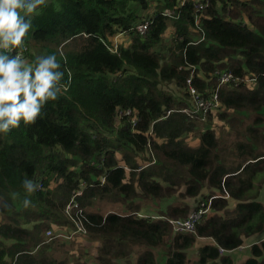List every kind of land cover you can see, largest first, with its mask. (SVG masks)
Here are the masks:
<instances>
[{
	"label": "trees",
	"instance_id": "trees-1",
	"mask_svg": "<svg viewBox=\"0 0 264 264\" xmlns=\"http://www.w3.org/2000/svg\"><path fill=\"white\" fill-rule=\"evenodd\" d=\"M26 18L28 62L38 56L33 50L55 54L65 88L34 124L21 121L0 133V264H85L61 238L46 235L73 239L79 210L87 233L76 236L98 247L97 264H189L187 251L198 240L196 264H236L230 252L264 230V151L253 145L264 146V0H57ZM146 20L142 37L136 27ZM120 33L131 44L113 53L109 46ZM218 71L240 84L219 87ZM191 76L201 93L219 88L218 116L195 110ZM248 111V141L234 146L239 163L218 161V149L228 152L222 137L240 134ZM25 180L43 188L28 193ZM219 195L215 214L195 232L174 229L171 220L187 219ZM74 196L79 209L70 217L65 209ZM102 200L127 214L89 210ZM242 264H264V240L251 245Z\"/></svg>",
	"mask_w": 264,
	"mask_h": 264
},
{
	"label": "clouds",
	"instance_id": "clouds-1",
	"mask_svg": "<svg viewBox=\"0 0 264 264\" xmlns=\"http://www.w3.org/2000/svg\"><path fill=\"white\" fill-rule=\"evenodd\" d=\"M45 0H0V133L19 128L21 121L34 124L44 106L55 101L65 88L64 71L55 54L38 55L29 63L23 56L30 17ZM16 51L15 55H10ZM28 193L40 186L23 181ZM24 207L31 201L24 200ZM7 207V205H5Z\"/></svg>",
	"mask_w": 264,
	"mask_h": 264
},
{
	"label": "rangeland",
	"instance_id": "rangeland-1",
	"mask_svg": "<svg viewBox=\"0 0 264 264\" xmlns=\"http://www.w3.org/2000/svg\"><path fill=\"white\" fill-rule=\"evenodd\" d=\"M53 1H57V0H45L46 3H50ZM153 8L155 9V6H153ZM153 8L151 10H153ZM152 12L153 11H150V13H152ZM34 14H36V11L30 17H32ZM146 14H147L146 12H143L142 16L146 15ZM170 27H172V26H170ZM172 36H173L172 31L170 33L168 31L163 35V38L166 42L168 41V44H170L169 40H171ZM116 40L120 44V46L128 47L131 44V37H130V35H128V33H124V34L120 33L118 35V39H116ZM33 51H34L33 53L35 55H39V53H40V51L39 52L35 51V50H33ZM165 53L168 54L167 52H165ZM162 88L164 90H170L171 92H174V90H175V88L172 85H164V86H162ZM183 91L184 90L179 91V94ZM222 111H224V106H222V108H220L217 112L214 113V117L218 116ZM249 113H251V114H249ZM253 115H254V113L252 111H248L245 114H243L244 118L241 120L240 125L238 127V131L240 132V134H238L237 131H235V129H234L233 131L230 132V134L228 136L222 137L221 146L228 148V152L225 154L226 156H224V153L222 151H220V149H218V154L220 156L218 161H223L227 165H231L234 163L233 166H236L239 163V159L233 155L235 153V147L234 146L237 142L248 141L246 139V135H247L246 130L249 126H252ZM212 126L216 127L219 133H221V131L224 132L225 126H224L223 122L220 123L218 120L214 119ZM222 126H223V128H222ZM262 128H264V126ZM263 138H264V134H263ZM189 142L191 145L196 146L198 144L197 136L193 135L192 139H190ZM253 145L256 149H258V151H264V146L260 145L261 146V148H260L258 145L254 144V143H253ZM259 177H261V176H259ZM205 194H208L207 190H205ZM261 194H262L261 199L264 200V184L262 186ZM89 210L99 211L103 215H107V214L112 213V212L127 214V210L125 209V207L123 205L113 203V202H110L108 200L97 201L96 205L94 207L90 208ZM144 213L145 212L143 211L142 214H144ZM149 213L152 215L155 214L154 211H149ZM219 213L224 214L225 212L219 211ZM213 214H215V213H212L211 215H213ZM54 229L55 228H53V230ZM61 239L63 240V242H65L67 244L66 247L68 250H70V254L75 255V259L77 257L78 259H80L81 262H84L85 264H97L96 256L98 254V247L96 245H92V244L87 243L86 237H80V236L74 235L73 239L72 238H69V239L61 238ZM167 241H168V243H171L172 240L167 239ZM198 241H199L198 244H196L194 247H192L191 249H189L187 251L189 264H196V262H197L198 249H199L201 242H203L200 240H198ZM139 252H141V250L137 249L134 253L139 254ZM156 253H157V255L161 256V255H166L165 253H168V252L166 250V251H156ZM135 259H136V256H134V260ZM123 261H124V264H127V262L125 260H123ZM123 261H122V263H123Z\"/></svg>",
	"mask_w": 264,
	"mask_h": 264
},
{
	"label": "built area",
	"instance_id": "built-area-1",
	"mask_svg": "<svg viewBox=\"0 0 264 264\" xmlns=\"http://www.w3.org/2000/svg\"><path fill=\"white\" fill-rule=\"evenodd\" d=\"M198 9L203 10L204 5L203 4L199 5ZM166 14L170 15L169 12ZM149 26H150V22L146 20L136 27V31L142 37H144L147 34ZM194 28H195L194 31H196L198 33L201 32L199 20H196ZM169 33H170V31H169ZM121 34H124V33H121ZM116 39H118V35L112 39L113 45L109 46L110 50L113 53L119 52L120 44L117 42ZM202 40H204L203 37L201 38V41ZM27 50H28L27 47L23 48V56L28 61V59L26 57ZM16 51H18V50H14L13 52L10 53V55H15ZM217 77L219 79V87L225 86V85H232V84L238 86L240 84L238 79L236 77H234L233 73H231V72H219L218 71ZM247 83H253L254 84L255 80H249V81H247ZM187 84H188V92H189L190 96L192 97L193 102L195 103V106H196L195 110H197V111L203 110L204 112L215 113L220 108H222V103L220 101L219 88L216 89L214 92H211V93H207V92H206L207 94L201 93L193 85V76L188 78ZM171 113H172V111H168L167 116H169ZM127 114H131V111H128ZM38 185L40 186L39 189L43 188L42 182H39ZM81 194H82L81 191H79L75 194V196H78ZM224 194L226 195V198H229V193L226 190L224 191ZM75 196L71 200V202L67 205V207L65 209V213L70 217L72 216V212L74 209H77V210L79 209V205L75 201ZM218 197H221V196H214V197L209 199L208 203H202L201 208L197 211L192 212L189 215V217L185 220H182V219L171 220L170 222L174 226V229L177 232H195L196 226L201 221V219L204 217H207L213 213L212 202L214 199H216ZM77 215H78V219L76 222L77 230H73V231L71 230L69 237H73L74 235H77V234H86L87 233L86 227L83 225L82 220L80 219L82 217V211L79 210ZM0 221H1V218H0ZM47 237L50 240H52L53 238H67V236L65 234H62V233L54 234V232L52 230H48ZM241 249H245V248L241 247ZM220 251L222 253H225V250H223V249H220Z\"/></svg>",
	"mask_w": 264,
	"mask_h": 264
},
{
	"label": "crops",
	"instance_id": "crops-1",
	"mask_svg": "<svg viewBox=\"0 0 264 264\" xmlns=\"http://www.w3.org/2000/svg\"><path fill=\"white\" fill-rule=\"evenodd\" d=\"M261 201H263L264 204V200L261 199ZM263 240H264V230L261 233L247 239L244 245L242 246L245 249H241L240 247L236 250L231 251L230 253L233 255L236 264H242L243 262H245L250 255L251 245L254 243H260Z\"/></svg>",
	"mask_w": 264,
	"mask_h": 264
}]
</instances>
